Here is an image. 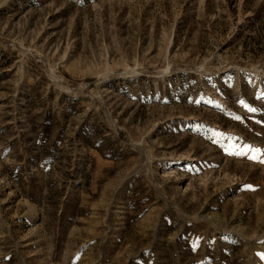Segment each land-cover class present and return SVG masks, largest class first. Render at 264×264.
I'll return each mask as SVG.
<instances>
[{
  "label": "rangeland",
  "instance_id": "obj_1",
  "mask_svg": "<svg viewBox=\"0 0 264 264\" xmlns=\"http://www.w3.org/2000/svg\"><path fill=\"white\" fill-rule=\"evenodd\" d=\"M262 254L264 0H0V264Z\"/></svg>",
  "mask_w": 264,
  "mask_h": 264
},
{
  "label": "snow or ice",
  "instance_id": "obj_2",
  "mask_svg": "<svg viewBox=\"0 0 264 264\" xmlns=\"http://www.w3.org/2000/svg\"><path fill=\"white\" fill-rule=\"evenodd\" d=\"M252 111H255V109H251ZM262 255H264V254H262Z\"/></svg>",
  "mask_w": 264,
  "mask_h": 264
}]
</instances>
